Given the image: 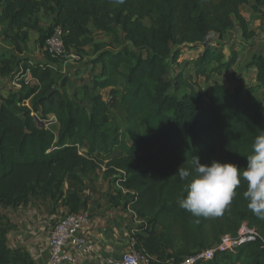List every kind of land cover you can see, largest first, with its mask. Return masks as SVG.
Segmentation results:
<instances>
[{
  "label": "trees",
  "instance_id": "1",
  "mask_svg": "<svg viewBox=\"0 0 264 264\" xmlns=\"http://www.w3.org/2000/svg\"><path fill=\"white\" fill-rule=\"evenodd\" d=\"M250 1L124 0L117 5L113 0H0L1 34L11 42L0 51V74L14 77L22 67L37 80H22L20 88L0 95V202L18 206L39 195L62 199L71 211H80L85 176L105 164L104 177L133 191L128 204L146 221L133 234L138 248L160 260H179L212 246L223 234H237L248 221L263 239L218 253L208 264H264V220L248 210L245 183L219 217H200L197 223L176 203L186 196V182L175 174L178 167L187 168L199 157L203 164L215 160L243 169L255 138L264 134V55H254L251 66L257 67L258 83L246 90L244 84L232 89L212 81L231 63L210 47V36H222L236 22L243 36L253 35L241 11ZM253 1L256 11H264V0ZM42 10L53 13L46 28L33 17ZM150 16L154 23L148 25ZM55 24L67 32L68 53L81 54L94 43L99 55L93 62L102 69L93 89L110 87L109 100L88 89L87 108L64 92L69 77L46 61L57 58L22 56L30 29L39 32L43 47ZM93 29L123 39L124 46L103 49ZM184 48H203L193 66L196 77H205L204 87L183 70L167 78ZM117 105L125 116L115 126L112 108ZM49 114L59 122L57 132L43 122ZM150 147L156 152H143ZM11 226L0 219V264H36L28 251L8 246Z\"/></svg>",
  "mask_w": 264,
  "mask_h": 264
},
{
  "label": "crops",
  "instance_id": "2",
  "mask_svg": "<svg viewBox=\"0 0 264 264\" xmlns=\"http://www.w3.org/2000/svg\"><path fill=\"white\" fill-rule=\"evenodd\" d=\"M33 17L38 20L40 26L46 28L52 21L53 13L42 10ZM4 23L0 21V24ZM25 56L30 58V55L25 54ZM253 57L247 63V67L237 73V75L242 73L241 77H245L244 73H247V70L253 71L247 86L244 78H239L240 84L245 85V90L258 83L257 67L251 66ZM40 58L35 61H45L47 58L43 47ZM20 70L22 71V67ZM26 75L32 76L31 73ZM17 77L0 74V80L4 78V82L10 81L7 88L0 89V95L7 96L11 91L19 88ZM31 82L34 84L37 80L33 78ZM103 172L104 170L98 169L84 178L85 188L82 192L83 203L80 210L86 211L88 218L82 224L81 230L90 241L95 243L97 253L91 257H83L75 250H71L78 264H97L108 258H120L132 246V228L137 221L130 211V204L124 203V199L121 198L119 182L112 183L109 178L104 177ZM65 208L67 207L62 199L41 198L39 195H32L27 203L18 206H6L0 202V219L12 224L7 232L8 246L12 249L21 248L28 251L36 264H48L51 253L50 225Z\"/></svg>",
  "mask_w": 264,
  "mask_h": 264
},
{
  "label": "rangeland",
  "instance_id": "3",
  "mask_svg": "<svg viewBox=\"0 0 264 264\" xmlns=\"http://www.w3.org/2000/svg\"><path fill=\"white\" fill-rule=\"evenodd\" d=\"M254 1L251 0L249 3L242 5L241 11L243 16L248 22L249 29L254 31V34L250 37H245L242 35V29L239 25V22H236V25L228 32L224 33L222 36H218L215 33H212L210 36L211 43L210 47L216 48L223 55V62L231 63L230 69H226L221 75L213 74L212 81H218L225 83V85L234 89L238 84H240L241 75L237 73L243 71L247 67V63L250 61L251 57L256 53L264 55V11H256L254 6ZM154 16L146 17L145 23L151 25L154 23ZM2 22V21H1ZM3 23V22H2ZM5 23L0 24V51L3 48L10 46L11 42L9 39H6L5 36L1 33L4 31ZM30 38L28 45L26 46L25 52L23 53L24 57L30 55L29 57L35 61L40 60V54L42 52V46L38 41V31L36 29H30ZM93 38L95 43H100L103 49L119 50L124 46L123 39L116 41L113 37L101 30L93 31ZM203 51V48L200 50L184 48L178 63H171L169 68L168 77L174 79L180 70H183L187 75H195V70L193 66V59ZM99 55L96 52L94 43H90L85 46L79 54L80 57H73L70 53L64 57L61 61L60 67L62 68L63 74L69 77V81L66 86L63 88L64 92L69 96H75L84 106L89 108L90 101L85 95V91L88 90L90 93H101L104 99H110V87L104 89H93V81L99 79V74L101 72V63L94 65V59ZM47 59V58H46ZM247 61V62H246ZM187 62V63H186ZM16 77L18 74H22L20 69H17ZM252 70H247V73L244 78V83L247 86L250 78H252ZM20 77V76H19ZM197 81L199 86H205L206 81L205 77H196L194 78ZM5 79L0 80V89L7 88L10 81ZM247 81V82H246ZM15 84V83H14ZM32 84V82H31ZM197 85V86H198ZM113 113L112 117L114 120V125L123 123L125 112L121 106L117 105L112 108ZM43 122L51 127L56 132L59 128V122L54 114H49ZM83 152L87 151L86 147H82ZM144 153H155L156 148L150 147L149 149L143 151ZM106 169L104 164L101 168V171ZM104 173V172H103ZM120 184V183H119ZM118 186L120 189L121 198L124 199V203H129L132 201L134 193L133 191L128 190L127 188ZM134 218V217H133Z\"/></svg>",
  "mask_w": 264,
  "mask_h": 264
},
{
  "label": "built area",
  "instance_id": "4",
  "mask_svg": "<svg viewBox=\"0 0 264 264\" xmlns=\"http://www.w3.org/2000/svg\"><path fill=\"white\" fill-rule=\"evenodd\" d=\"M52 25V24H51ZM67 32L60 25H53L51 34L46 38L43 49L51 58H57L58 62L52 59L46 60L48 64L61 69V61L69 55L66 49L65 35ZM73 57H80L79 54L71 52ZM30 70L18 74L17 82L19 88L21 81L31 83L33 76L26 75ZM66 206V205H65ZM61 211L54 222L50 225V245L51 253L48 264H78L76 257L71 253L75 250L80 256L91 257L97 253L95 243L90 241L82 232L81 227L88 218L86 211H71L68 206ZM130 211L137 221L132 228V246L120 258H108L99 261L97 264H208L218 253H223L237 248L243 243L263 239L259 230L251 226L248 221H244L237 234H223L218 242L210 247L201 249L195 253L182 256L179 260L170 257L160 260L157 256L149 253L145 248H138L134 233L139 225L146 223L131 207Z\"/></svg>",
  "mask_w": 264,
  "mask_h": 264
},
{
  "label": "clouds",
  "instance_id": "5",
  "mask_svg": "<svg viewBox=\"0 0 264 264\" xmlns=\"http://www.w3.org/2000/svg\"><path fill=\"white\" fill-rule=\"evenodd\" d=\"M113 3L123 4L124 0ZM175 174L186 182L183 189L186 196L182 195L176 203L196 217L197 223L200 217L221 216L237 196L236 189L242 182L246 184L243 197L248 210L264 220V134L255 138L243 169L215 160L210 165L203 164L199 157H193L189 167L180 166Z\"/></svg>",
  "mask_w": 264,
  "mask_h": 264
}]
</instances>
